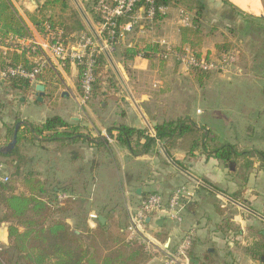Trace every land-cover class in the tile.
I'll use <instances>...</instances> for the list:
<instances>
[{
	"label": "crops",
	"instance_id": "obj_1",
	"mask_svg": "<svg viewBox=\"0 0 264 264\" xmlns=\"http://www.w3.org/2000/svg\"><path fill=\"white\" fill-rule=\"evenodd\" d=\"M11 1L28 31L38 42H42L41 34L30 21L29 14H34L45 0H34L38 6L36 10L28 0ZM98 1L68 0L69 9L66 12L55 9L54 13L65 20L70 13H76V17L67 23L74 29L71 37L86 32L103 48L94 11ZM194 1L200 3V0ZM201 1L205 11L212 1V8L222 11L221 16L230 21L235 22L248 14L232 2L235 7L225 5L221 0ZM174 11V17L178 19L176 22L167 20L172 13L167 7L165 17L150 24L143 6L131 18L120 21L122 27L129 23L134 26L131 31H123V37L113 50L101 51L105 59L98 76L99 89L95 90L84 109L75 99L80 96L79 70L73 64L57 67L55 60L48 56L51 66L41 74L42 81L30 85L29 91L13 88L0 70V153L5 155L18 150L26 159V156L31 157L30 163L33 162L32 157H36L37 162L34 161L31 166L36 165L35 174L40 181L48 190L58 194L59 201H62L61 196L67 195L73 203L72 210L55 215V219L65 221L73 234L77 231V236H86V232L93 230L88 222L93 212L87 211L90 202L96 203L97 222L100 216L104 217L103 226L118 221L117 224L128 227V240H137L146 247L148 257L142 264H165L166 255L177 249L188 231L194 234L190 251L192 264H256L259 257L262 262L264 221L235 203L264 217V163L252 154L255 151L264 152V111L257 109L256 105L246 109L244 103L230 100L234 104H229L228 116L223 115L221 109L217 108L218 103L213 94L215 91H229L227 84L221 90L202 85L199 94L198 89H194V92L187 89L185 83L174 85L176 77L185 82L183 76L188 75V70L178 64L175 56L171 55L165 60L159 54L150 58L128 59L125 56L127 49H145L148 45H158L161 52L167 47L173 50L181 47L183 10ZM188 14L192 21V14ZM206 55H215L214 49H209ZM173 60L178 64L175 68L172 67ZM50 69L56 72L57 78L45 76ZM130 72L134 73L131 82ZM155 77L160 80L152 85L150 79ZM170 77L172 79L167 82ZM37 85L45 87L42 102L36 98ZM198 97L201 99L198 107L206 109L204 115L195 118V113L188 111V108L195 107ZM256 111L259 116L253 121L250 116ZM52 117H59L77 127L87 139L71 144L38 142L41 145L33 146L31 152L26 148L28 142L23 141L16 144L12 151H6L11 143L10 133L15 132L18 124H21V131L25 123L40 125ZM179 120L201 124L198 127L204 130L198 134L200 141L202 136L209 138L207 132L210 131L213 141L209 147L235 146L238 153L245 154L251 167L245 168L243 165L242 169L236 163V170L232 172L229 165L208 158L202 149L204 139L193 153L192 139L189 137L158 141L149 154H140L145 139L141 140L140 148L134 149L136 154L117 141L116 129L120 126L148 131L154 136L156 125ZM243 129L249 130V134H242ZM10 163L9 159L0 157V171L6 167L11 169ZM193 183L196 185L195 197L185 205L183 223L178 224L165 215H157L151 218L150 223L146 221V225L135 233L131 232V221L146 197L155 194L167 202L177 188L193 186ZM21 193L27 194L23 186L17 184L16 194ZM77 208L84 213L83 218L75 214ZM160 219L164 220L162 227L156 225ZM8 227L7 223L0 224V239L4 248L9 245Z\"/></svg>",
	"mask_w": 264,
	"mask_h": 264
},
{
	"label": "trees",
	"instance_id": "obj_2",
	"mask_svg": "<svg viewBox=\"0 0 264 264\" xmlns=\"http://www.w3.org/2000/svg\"><path fill=\"white\" fill-rule=\"evenodd\" d=\"M67 1L45 0L44 5L40 6L34 14H29L30 21L41 35H45L49 29L52 32L63 31L65 38L71 36L74 29L68 26L67 23H70L76 17V13H70L66 20L54 13L55 9L66 12L69 9ZM221 1L235 7L228 0ZM154 2L156 8L159 9L167 8L171 0H154ZM176 2L180 3L181 0H176ZM188 2L196 7L191 10L192 12L195 11V15L190 27L180 28L181 47H178L175 51L181 52L183 48L189 47L197 57H201L203 54L201 51H197V48L200 47L202 42L200 21L204 16L205 7L201 0L200 3L194 0H188ZM140 6L145 7V3L143 2ZM236 10L240 11L239 9ZM162 18V14L157 12L156 20ZM251 18L257 17L251 16ZM126 21H130V19ZM28 33L29 31L18 16L13 2L11 0H0V47L10 48V45L6 43L10 37L22 39L27 37ZM216 51L220 54L228 50L221 45H217ZM125 52L128 59L156 57L162 53L158 45H148L145 49H127ZM26 57L27 52L18 55L16 52L10 51L5 54L0 50V70L4 73L9 66L25 65L29 67ZM104 59L102 53L96 56V80L92 95L95 94L96 89H99L100 80L98 76L102 71ZM77 68L79 70L78 90L80 97L83 98V69L81 67ZM198 73L204 78L210 76L207 73ZM45 74V76L49 75L51 79L56 77V72L53 69ZM42 75L38 77L39 81H42ZM6 79L15 89L24 91L30 89L29 83L25 80L11 76H7ZM200 130H204V128H199L195 122L190 120L156 125L154 136H151L148 131L126 126H120L116 129L118 132L117 141L135 154L137 152L134 149L140 148L142 139H145V143L141 146V153H139L149 154L157 146L158 141H175L178 138L189 137L192 139V153L197 150L204 139L202 149L208 158L222 161L227 165L233 162L237 163L238 159L242 158L244 159V167H251V163L245 154L238 153L235 146L227 144L219 147H209V143L213 141L210 137L212 134L210 131L207 132L209 138L202 136L200 141L198 139ZM14 135L15 132L11 131L10 142H12ZM84 138L87 139L77 127L67 124L59 117H52L40 125L25 123L23 129L17 134V144L23 141L29 144L36 142L41 144L53 142L71 144ZM252 154L264 163V152L255 151ZM0 157L7 158L11 162L9 166L14 170L11 173L12 179L15 176L21 177L19 181L11 180L10 182V178L7 182L0 181V224H9V245L0 252V264H142L147 259L148 253L145 245L137 240L129 241L126 231L128 227L117 224L118 221L116 220V222L111 221L109 226H103L100 222H97L94 231L86 232V236L73 234L64 220L55 219L56 214H66L72 210L73 203L71 199L59 201L58 194L54 190H48L36 174L29 172L21 174L27 159L20 155L18 150L5 155L0 153ZM17 184L23 186L27 194H16Z\"/></svg>",
	"mask_w": 264,
	"mask_h": 264
},
{
	"label": "built area",
	"instance_id": "obj_3",
	"mask_svg": "<svg viewBox=\"0 0 264 264\" xmlns=\"http://www.w3.org/2000/svg\"><path fill=\"white\" fill-rule=\"evenodd\" d=\"M145 3V14L147 21L152 24L156 20L157 12L162 15L165 8L157 9L154 0H100L95 5V13L98 16L99 34L103 37L107 50H113L120 39L123 37V31H131L134 24L129 23L122 27L119 22L124 18H131L142 3ZM181 17L185 27L192 25L190 15L181 11ZM42 42L29 32L25 38L10 37L6 41L10 48L0 47L6 54L7 52H16L22 54L27 52L28 66L18 65L9 66L3 73V76L16 77L25 80L29 85L34 86L38 83V77L49 68L50 62L48 56H51L57 67H65L70 63L76 67H81L82 72V90L83 99L87 100L92 96L94 83L96 80V56L102 51L96 45L94 40L87 34H81L75 37H64V32L57 30L55 32L47 30L45 35H41ZM72 39H74L72 41ZM164 45V44H163ZM239 52L224 51L217 57L201 56L197 57L190 48H184L177 52L171 48H165V51L158 56L161 59H167L169 56H175L177 61L187 67L190 71L201 73H217L226 71L232 67L239 58ZM4 182L8 178L3 179ZM196 185H184L177 188L170 198L165 202L159 195H149L146 197L131 221L130 230L135 233L146 225L148 218L157 215H165L171 221L178 224L184 221L185 205L195 197ZM67 195L60 197V200L68 199ZM91 218L96 216H90ZM91 229L97 227V223L89 222ZM193 232L184 234L182 241L174 252H169L165 257V264H191L189 252L193 244Z\"/></svg>",
	"mask_w": 264,
	"mask_h": 264
},
{
	"label": "rangeland",
	"instance_id": "obj_4",
	"mask_svg": "<svg viewBox=\"0 0 264 264\" xmlns=\"http://www.w3.org/2000/svg\"><path fill=\"white\" fill-rule=\"evenodd\" d=\"M209 6L210 7L206 9L205 13H203L204 16L200 21V27H201L200 32H201L202 42L200 47L197 48V51H201L203 54L202 56L215 58L217 57V55H219L216 51V46L221 45L225 47L226 50L228 51L239 52L240 53L239 58L237 62L226 71L211 73L208 78L201 77L198 72L190 71L187 69L185 65L178 63L179 65L184 66L188 70L187 71L188 75L183 76V79L186 80L185 82H183L182 78L176 77L174 79L175 81H173L174 85L175 84L184 85L185 83L187 89L192 90L193 92L194 89H198L200 94V89H201L200 86L202 85L209 87L214 86L217 87V89L219 88L221 90V89H225L223 88L224 87L223 85L226 86L227 84L229 87V91L228 90L220 91V92L215 91L214 92L215 94H213V96L215 95L218 103L217 108L221 109L220 111L221 114L228 116V114H226L227 108L228 106H230L229 104H234V102H242V104L244 103V107H246V109L253 108L254 105H256L257 109H262L264 111V20L257 19L259 17L247 14V12L244 11V13L247 14L246 16L241 15L242 18L240 20H236L235 22L233 20L230 21L229 19H226V17L223 18L221 16L222 11L219 12L217 8L216 9L214 7L212 8V1L209 2ZM169 7H170V11H172V13L170 12V15L168 16L167 19L169 20V22H176V20H178L177 18L174 17L175 16V13H173L174 10L176 11L183 10L187 13L192 14V16L194 17V14L191 10H193V8L195 7L192 3H189L188 0H181L180 3L176 2V0H171V3L169 4L168 8ZM211 9L213 10V12L211 11ZM165 14H166V8L164 14L162 15L163 18L165 17ZM220 16L222 18H220ZM251 16L257 18H251ZM212 20H214L215 22L212 23ZM210 21L211 23H209ZM182 25L184 26L183 20H182ZM82 33L83 32H80L76 36L81 35ZM84 33L88 35V33L86 32ZM90 37L94 40L96 45L100 47V45L94 39V37L93 36ZM102 42H103V46H102L103 48L100 47V49L102 51L107 50L105 40L103 39ZM209 49L212 50L214 49L215 55H211V56L206 55L208 54ZM210 53L213 52L210 51ZM176 62L174 60L172 61L173 68H175L178 65ZM128 75L131 82L133 80L134 73L130 72L128 73ZM138 78L142 79V77H138ZM134 79L136 80L137 76H135ZM171 79H172L171 77L167 78L166 81L169 82ZM150 80H151V84L153 85L154 82L157 83V81H159L160 79L159 77H155V78H151ZM192 85L193 87H191ZM92 96L87 100L83 99L80 96L79 97L77 96L75 99L77 100L78 104L84 109L85 104L87 105V103L91 101ZM254 99H256V101H254ZM200 100L198 97L194 104L195 107L188 108V111H193L195 113L194 114L195 118L200 117L205 113L206 108L198 107V104H200ZM230 100H233L234 102L232 101L230 103ZM237 106L239 107V104ZM196 125L201 126V124H197V122ZM241 133L249 134V130L246 129L245 131L243 129ZM40 145L41 144L37 142L32 144L28 143L26 145L27 146L26 148H28V150L30 149V151L28 152H31L33 146H40ZM26 157H28V159L26 160L27 163L25 165L26 169L21 171V174L28 172L35 174L37 171L36 165L31 166V164L35 160H37L36 157H32L33 159L32 163H30L31 157L30 156H26ZM237 163H238V167L243 169V163H244L243 159L242 158L238 159ZM12 171H14L12 168L10 169L6 167L3 171H0V178L1 179L10 178L9 180L10 182L11 180L13 181L21 180L20 176H15L12 179L11 176ZM96 208H97L96 203H92V202H90V204H88L87 206L88 212L93 211L92 214L89 215V221H88L91 223L93 222V224H96L98 221V215L95 214L97 211ZM80 209L82 210V207ZM80 209L77 208L74 212L75 214L81 215L82 217L84 216V213L82 214V211ZM90 216H96V217L91 218ZM188 232H185V234ZM260 239L263 240L262 238ZM193 243H194V238H193ZM4 246L5 245L3 241L0 239V252L4 249ZM256 264H264V263L261 262V258L259 257L256 260Z\"/></svg>",
	"mask_w": 264,
	"mask_h": 264
},
{
	"label": "water",
	"instance_id": "obj_5",
	"mask_svg": "<svg viewBox=\"0 0 264 264\" xmlns=\"http://www.w3.org/2000/svg\"><path fill=\"white\" fill-rule=\"evenodd\" d=\"M262 1V5H263V7H264V0H261ZM28 3L33 7V9H37L38 8V6H37V4L34 2V0H28ZM260 19H262V20H264V13L261 15V16H258ZM35 90H36V98H37V100L39 101V102H42L43 100H44V96H45V87L43 86V85H37L36 86V88H35ZM258 116H259V113L258 112H253L252 114H251V119L253 120V121H256L257 120V118H258ZM20 126H21V124H18L17 126H16V130H15V135H14V138H13V140H12V142L9 144V146L7 147V149H6V151H12L14 148H15V146H16V144H17V134H18V131H19V129H20ZM154 134V133H153ZM236 163H231L230 165H229V169L232 171V172H234L236 169ZM191 179H193L194 181H196V182H199L196 178H194L193 176H191L190 174H188V173H186ZM230 201H232L231 199H229ZM232 202H234V201H232ZM235 203V202H234ZM236 205H238L239 207H241V208H243V209H245V210H247V211H249V212H251V213H253L254 215H256V216H258L260 219H262L263 221H264V217H262V216H260V215H258V214H256V213H254L253 211H251V210H249L248 208H246L244 205H241V204H238V203H235ZM163 219H160L159 221H157V223H156V225L158 226V227H162V224H163ZM99 222L102 224V225H104V223H105V219H104V217H102V216H100L99 217ZM151 222V219L150 218H148L147 219V223H150ZM74 233L76 234V235H79V233L77 232V231H74ZM262 262H264V258H262Z\"/></svg>",
	"mask_w": 264,
	"mask_h": 264
},
{
	"label": "bare ground",
	"instance_id": "obj_6",
	"mask_svg": "<svg viewBox=\"0 0 264 264\" xmlns=\"http://www.w3.org/2000/svg\"><path fill=\"white\" fill-rule=\"evenodd\" d=\"M241 10L253 16H261L264 13V7L261 0H229Z\"/></svg>",
	"mask_w": 264,
	"mask_h": 264
}]
</instances>
